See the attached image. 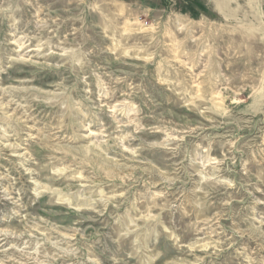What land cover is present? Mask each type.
Returning <instances> with one entry per match:
<instances>
[{
  "label": "rangeland",
  "instance_id": "374dc122",
  "mask_svg": "<svg viewBox=\"0 0 264 264\" xmlns=\"http://www.w3.org/2000/svg\"><path fill=\"white\" fill-rule=\"evenodd\" d=\"M0 264H264V0H0Z\"/></svg>",
  "mask_w": 264,
  "mask_h": 264
}]
</instances>
